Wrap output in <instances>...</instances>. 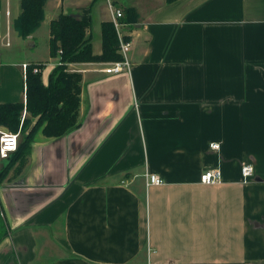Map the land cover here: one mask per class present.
<instances>
[{"label": "crops", "instance_id": "1", "mask_svg": "<svg viewBox=\"0 0 264 264\" xmlns=\"http://www.w3.org/2000/svg\"><path fill=\"white\" fill-rule=\"evenodd\" d=\"M22 1L0 0V104H26L25 64H46L48 85L60 14L90 22L96 56L108 1L139 19L124 22L129 73L69 65L84 78L81 127L41 129L13 154L0 264H264V0H46L24 39ZM210 169L221 183L202 184ZM148 173L165 184L148 187Z\"/></svg>", "mask_w": 264, "mask_h": 264}, {"label": "trees", "instance_id": "2", "mask_svg": "<svg viewBox=\"0 0 264 264\" xmlns=\"http://www.w3.org/2000/svg\"><path fill=\"white\" fill-rule=\"evenodd\" d=\"M96 2L97 0H92ZM169 4L177 0H166ZM46 0H23L21 14L14 23V28L23 39L31 36L44 21ZM123 22L135 23L139 17L134 8L124 11ZM90 22L81 21L72 15L60 14L50 25L51 57H59V65L54 68L46 85L42 79L46 64H28L26 74V104L14 102L0 104V125L11 133L21 132L22 141L18 150L12 153L2 167L0 185L11 171L15 158L13 154L26 156L30 150L33 135L42 129L48 138L61 137L79 129L82 74L69 69L70 64L113 63L121 61L119 40L113 22L102 25V53L94 54L93 37L88 31ZM128 41V39H127ZM35 68L40 70L34 73ZM28 114L24 118V112ZM6 224L0 203V240L6 235Z\"/></svg>", "mask_w": 264, "mask_h": 264}, {"label": "built area", "instance_id": "3", "mask_svg": "<svg viewBox=\"0 0 264 264\" xmlns=\"http://www.w3.org/2000/svg\"><path fill=\"white\" fill-rule=\"evenodd\" d=\"M109 3L111 15L113 18V23L115 26L116 33L118 34L119 40V54L122 56L121 61H114L113 63L106 64L105 68L102 70L105 74L114 76V74L129 73L132 67V63L129 59V52L131 50V42L126 39V35L123 29L127 26L123 19L124 12L122 9L114 7L112 3ZM29 65L25 64L23 66L24 70V80L26 79L27 69ZM72 71H76L75 69ZM40 70L35 68L34 73H39ZM19 135L17 133H10L2 125H0V159L5 161L12 157V153L16 152L19 147ZM212 149H219V145L212 144ZM243 182L247 184L251 181L255 175V167L253 164L243 165L241 168ZM201 182L203 185H215L221 183V172L218 169L206 170L205 173L201 175ZM147 186H162L165 184V180L156 174H146Z\"/></svg>", "mask_w": 264, "mask_h": 264}, {"label": "rangeland", "instance_id": "4", "mask_svg": "<svg viewBox=\"0 0 264 264\" xmlns=\"http://www.w3.org/2000/svg\"><path fill=\"white\" fill-rule=\"evenodd\" d=\"M22 137V136H21ZM5 163V161H1L0 160V164H4ZM5 170H3V168H1V170H0V173H3ZM10 173H11V171L7 174V176L5 177V179L6 178H8V176L10 175ZM0 176H1V174H0Z\"/></svg>", "mask_w": 264, "mask_h": 264}]
</instances>
